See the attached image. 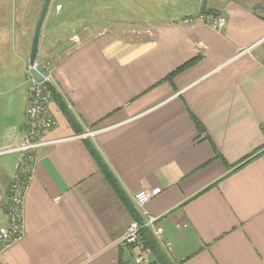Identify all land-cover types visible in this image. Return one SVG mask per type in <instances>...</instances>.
Segmentation results:
<instances>
[{
  "label": "crops",
  "instance_id": "1",
  "mask_svg": "<svg viewBox=\"0 0 264 264\" xmlns=\"http://www.w3.org/2000/svg\"><path fill=\"white\" fill-rule=\"evenodd\" d=\"M201 3L160 0L142 36L104 31L52 60L54 142L36 150L24 236L0 264H135L140 249L121 244L144 217L132 196L156 188L142 210L170 262L264 264V0H208L220 28ZM21 60L0 89V224L25 133Z\"/></svg>",
  "mask_w": 264,
  "mask_h": 264
},
{
  "label": "rangeland",
  "instance_id": "2",
  "mask_svg": "<svg viewBox=\"0 0 264 264\" xmlns=\"http://www.w3.org/2000/svg\"><path fill=\"white\" fill-rule=\"evenodd\" d=\"M43 3L44 0H0L2 90L18 80L14 77L9 80L4 78L3 69L15 74L19 71L17 64L22 61V56L29 59L34 29ZM158 22L160 0H52L42 27L37 59L42 65L48 62L42 63V56L52 63L68 48L104 31L142 36L145 32L141 29L150 28ZM26 81L29 87V81Z\"/></svg>",
  "mask_w": 264,
  "mask_h": 264
},
{
  "label": "built area",
  "instance_id": "3",
  "mask_svg": "<svg viewBox=\"0 0 264 264\" xmlns=\"http://www.w3.org/2000/svg\"><path fill=\"white\" fill-rule=\"evenodd\" d=\"M206 13V12H205ZM200 13L199 18L214 28L225 25L226 18L218 14ZM191 19H186L189 21ZM27 80L29 81V97L26 106L25 133L19 146H14L9 151L21 153L17 169L13 174L9 199L6 204L7 221L0 224V257L24 236L25 222V197L26 192L36 170V150L44 144L54 142L46 140L44 134L54 128L57 120L49 113V105L53 100L58 85L53 73L52 63L38 62L31 64L29 59L25 65ZM98 132L96 128H88L80 134L81 137H93ZM161 189L152 191L141 190L132 196V203L142 212L143 220H133L127 228L122 245H131L140 250L134 257L135 264H150V250L144 247L142 229L149 228L156 235L158 233L156 220L158 217L143 211V207ZM158 236V235H157Z\"/></svg>",
  "mask_w": 264,
  "mask_h": 264
},
{
  "label": "trees",
  "instance_id": "4",
  "mask_svg": "<svg viewBox=\"0 0 264 264\" xmlns=\"http://www.w3.org/2000/svg\"><path fill=\"white\" fill-rule=\"evenodd\" d=\"M71 1H73V0H71ZM93 1H95V0H93ZM211 12H212L211 9H207L205 14H210ZM75 17H78V16H75ZM196 59L197 58L193 59L192 61H194ZM192 61L188 62L187 64L191 63ZM66 114H67L70 122L72 124H75L74 114L68 109H66ZM108 178L114 184V186L117 188V190L120 192L121 191L120 186H119L117 180L115 179L113 173L108 172ZM122 196L125 197L123 192H122ZM138 219L141 220L140 218H138ZM142 236H143L144 247L148 248L150 250V255L152 256V258H154L153 262L158 263V264H173L172 262H170L167 254L165 252V247L163 246L161 240H159L157 238L156 234L151 229H149V228L142 229ZM120 264H129V263L127 261L121 260Z\"/></svg>",
  "mask_w": 264,
  "mask_h": 264
},
{
  "label": "water",
  "instance_id": "5",
  "mask_svg": "<svg viewBox=\"0 0 264 264\" xmlns=\"http://www.w3.org/2000/svg\"><path fill=\"white\" fill-rule=\"evenodd\" d=\"M52 0H44V3L42 5L35 29H34V34L32 38V43H31V50H30V55H29V62L33 64L38 55L39 51V44H40V38H41V31L43 24L45 22L46 16L48 14L50 5H51ZM207 6H208V0H202L201 7H200V12L205 13L207 11Z\"/></svg>",
  "mask_w": 264,
  "mask_h": 264
}]
</instances>
